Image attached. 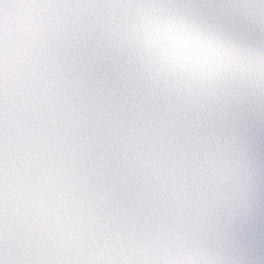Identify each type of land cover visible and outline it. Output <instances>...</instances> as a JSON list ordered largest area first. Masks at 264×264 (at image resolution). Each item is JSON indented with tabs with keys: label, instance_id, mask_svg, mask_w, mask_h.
I'll return each instance as SVG.
<instances>
[{
	"label": "snow or ice",
	"instance_id": "6c2138e0",
	"mask_svg": "<svg viewBox=\"0 0 264 264\" xmlns=\"http://www.w3.org/2000/svg\"><path fill=\"white\" fill-rule=\"evenodd\" d=\"M0 264H264V0H0Z\"/></svg>",
	"mask_w": 264,
	"mask_h": 264
}]
</instances>
